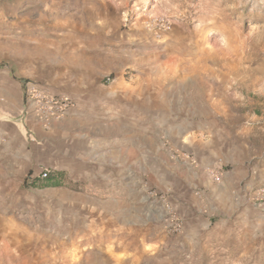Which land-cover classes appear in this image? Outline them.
<instances>
[{"label":"rangeland","instance_id":"obj_1","mask_svg":"<svg viewBox=\"0 0 264 264\" xmlns=\"http://www.w3.org/2000/svg\"><path fill=\"white\" fill-rule=\"evenodd\" d=\"M0 52V62L46 64L48 77L67 69L122 81L187 117L197 138L229 143V160L206 166L191 188L212 222L196 242L199 263L264 264V0H0ZM28 80L75 101L43 77ZM143 172L128 195L129 221L160 207L164 224L169 211L187 221L157 166ZM23 184L0 188V264H120V231L92 209L118 203L84 189L78 207L71 194L45 206ZM126 232L123 253L136 236Z\"/></svg>","mask_w":264,"mask_h":264},{"label":"crops","instance_id":"obj_2","mask_svg":"<svg viewBox=\"0 0 264 264\" xmlns=\"http://www.w3.org/2000/svg\"><path fill=\"white\" fill-rule=\"evenodd\" d=\"M24 59L0 62V188H22L24 182L45 206H62L71 194L78 207L84 189L94 198L103 195L118 207L92 209L109 214L111 226L120 231L116 253L122 256L114 258L120 264H200L203 250L196 242L206 241L212 222L202 219V201L193 198L191 188L200 184L206 166L229 160L230 144L192 135L188 118L161 110L152 93L122 81L105 85L81 71L55 69L48 77L46 64L31 66ZM31 75L43 77L53 90L72 93L76 106L62 118L38 117L25 101ZM148 163L157 166L163 189L173 191L175 208L185 209L187 221L179 233L166 230L163 207L129 221L128 195L138 190ZM44 170L48 176L41 179ZM129 229L136 236L123 253Z\"/></svg>","mask_w":264,"mask_h":264},{"label":"built area","instance_id":"obj_3","mask_svg":"<svg viewBox=\"0 0 264 264\" xmlns=\"http://www.w3.org/2000/svg\"><path fill=\"white\" fill-rule=\"evenodd\" d=\"M26 104L38 117L44 119L62 118L67 111L75 107V101L65 95L56 94L47 90L35 81L25 82ZM48 172L44 170L40 174L41 179H45ZM214 179L218 176L212 173ZM182 218L174 212L169 211L165 219V228L170 233H179L182 231Z\"/></svg>","mask_w":264,"mask_h":264}]
</instances>
